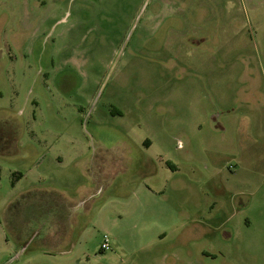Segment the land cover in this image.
Instances as JSON below:
<instances>
[{"label": "rangeland", "instance_id": "obj_1", "mask_svg": "<svg viewBox=\"0 0 264 264\" xmlns=\"http://www.w3.org/2000/svg\"><path fill=\"white\" fill-rule=\"evenodd\" d=\"M0 264H264V0H0Z\"/></svg>", "mask_w": 264, "mask_h": 264}, {"label": "crops", "instance_id": "obj_2", "mask_svg": "<svg viewBox=\"0 0 264 264\" xmlns=\"http://www.w3.org/2000/svg\"><path fill=\"white\" fill-rule=\"evenodd\" d=\"M20 177H22V173H20L19 175ZM24 194L28 196V194L30 196H37L35 198V201L37 202V206L35 207H62V213L65 212V214L63 215V219L67 221L68 225V229L72 228L73 224L76 225L77 224V217L73 216V214L76 215V213L71 210V208L69 209V207H77V204L73 205V203H69L67 201H72L73 199L70 198L69 195L65 194L61 188H56L55 186H51V185H46V184H34L31 185L27 191H23ZM60 197L61 202L60 203H54V204H48V195H54ZM65 197L66 200L63 198ZM50 199V198H49ZM71 210V211H69ZM68 211V212H67ZM71 214V215H70ZM71 234V232H68L67 235H65L62 239L63 240H67L69 235Z\"/></svg>", "mask_w": 264, "mask_h": 264}, {"label": "built area", "instance_id": "obj_3", "mask_svg": "<svg viewBox=\"0 0 264 264\" xmlns=\"http://www.w3.org/2000/svg\"><path fill=\"white\" fill-rule=\"evenodd\" d=\"M109 248H110V246H109V242H108L107 237L105 236V237H104V240H103V242H102V244H101V249H102V250H107V249H109Z\"/></svg>", "mask_w": 264, "mask_h": 264}]
</instances>
